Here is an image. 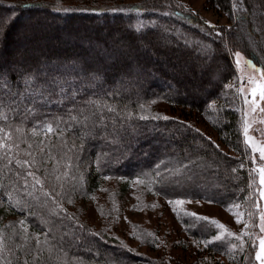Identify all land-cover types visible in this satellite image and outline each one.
<instances>
[{"label": "trees", "instance_id": "trees-1", "mask_svg": "<svg viewBox=\"0 0 264 264\" xmlns=\"http://www.w3.org/2000/svg\"><path fill=\"white\" fill-rule=\"evenodd\" d=\"M208 1L231 27L210 24L174 0H0V83L7 84L0 90L7 113L0 128L13 131L22 159L32 152L37 160L32 169L10 167L0 176V228L7 242L0 264H184V251L190 261L200 254L205 264H260V185L231 86L237 50L264 72V0H242L236 7L233 0ZM178 55L172 62L159 58ZM187 56L207 63L186 66ZM161 102L167 120L153 119L164 116L148 110ZM98 109L108 125L100 135L86 134L69 118ZM27 170L35 171L51 197L39 186L27 190L38 199L25 195L15 173ZM107 180L121 181L119 197L143 181L152 196L173 201L172 217L158 210L155 227L135 225L123 235L110 221H88L85 201ZM187 199L241 206L248 227L229 237L201 216L178 214L174 201ZM166 218L173 221L168 228ZM166 233L177 236L180 255L175 244L163 247ZM217 235L224 238L214 240Z\"/></svg>", "mask_w": 264, "mask_h": 264}, {"label": "rangeland", "instance_id": "rangeland-1", "mask_svg": "<svg viewBox=\"0 0 264 264\" xmlns=\"http://www.w3.org/2000/svg\"><path fill=\"white\" fill-rule=\"evenodd\" d=\"M19 1L24 2L33 0ZM174 1L175 3L180 2L182 4H186L192 10L198 12L199 15L210 24L220 27H231V22L228 17L214 10L208 0ZM236 52L241 53L242 59L240 60V64L237 65L236 57L233 54V59L237 70V77L231 87L238 94H236L238 102L235 103L234 107L237 108L241 112V114H243L242 131L244 143L251 150L254 173L258 175V182L260 185V198L258 202V252L259 240L261 237H264V232L261 231V227H264V220H261V217L264 216V196L261 195V193L264 192V184H261L260 182L259 171L260 168H264V159H260V153L257 151L258 148L264 147V111H262V109H264V100L260 99L259 89L257 90V95L255 96V98L252 97V95L250 94L251 88L254 87L255 84L249 83V81L254 80L256 84H264V79L260 78L261 75L264 74V72L262 65H260L253 57L247 55L242 50H237ZM159 58H166L168 59L167 61L172 62L177 61L178 58L181 59V56L178 55L172 58L168 56H161ZM246 60H251L254 67L248 66L245 63ZM184 61L186 66H188L189 64L195 65L198 63H207V61H201L200 59L193 56L185 57ZM255 68L261 69V73H257L255 71ZM242 84L243 93L240 92ZM253 99L255 101L254 103ZM246 100L248 102H246ZM253 108H255V111H253ZM148 110L158 111L160 112V116H168V114L166 113H168L169 111L167 106L162 102L149 105ZM245 128L248 129L247 133H245ZM212 135L216 136L213 132ZM143 183V181H136V183H134L132 187H130V189L126 191L125 194L120 195L121 197H119L116 196V194H119V190L122 187L121 181H105L101 189L96 194H94L89 199H86L84 204V217L88 219V221L93 222L97 225H103L104 223H108L110 221V227H112L116 235L131 233L135 225H140L143 230L149 229L151 226L155 227V223L158 222L161 217L160 215L158 216V210L160 212L166 210L167 214H169L168 210L170 209V205L169 203L163 201L161 198H156L149 192H147V190L144 189ZM107 211H109L110 213V218H108L107 216ZM176 211L178 214L182 215H190L191 213H196L198 214L197 216L208 217V220L210 222L216 221V224H218L219 226L224 225V228H220L225 232L230 231L232 233L240 234L245 230L243 209L238 205L231 207H222L207 201L187 199L183 200V203L177 204ZM156 218L157 220H155ZM237 219H240L242 222L238 224L236 222ZM148 220L151 222H149ZM161 220L164 219L161 218ZM168 221L173 222L169 218H166L164 221V227L166 228H168ZM206 224L211 225L210 223ZM174 226L177 230H180L181 236L187 242L191 241L189 237H187L183 233L182 227L177 226L175 222ZM169 230L171 231L172 229L169 228ZM160 237L163 241V247H166L165 244L167 243L170 250L171 248H174L175 244V246L177 247H175L176 249L174 250V252L176 253V255L181 254L180 252H182V248L176 245V243L174 242L177 239V236L171 237L167 234V236L165 237L164 235ZM127 242L131 246L137 247L129 239L127 240ZM177 244H179V242ZM139 251L144 252L149 256L155 255V253L150 252L151 249L149 248H141L139 249ZM187 253H185V251L182 253L183 257H180L181 263L185 261L184 264H205V262L201 259L202 257L200 254L198 255L197 260L193 259L194 261H190V257L188 256L189 253ZM258 262L261 264V261L258 260Z\"/></svg>", "mask_w": 264, "mask_h": 264}, {"label": "snow or ice", "instance_id": "snow-or-ice-1", "mask_svg": "<svg viewBox=\"0 0 264 264\" xmlns=\"http://www.w3.org/2000/svg\"><path fill=\"white\" fill-rule=\"evenodd\" d=\"M237 3H242V0H233V6L236 7ZM67 11V9H66ZM210 27H214L212 25H209ZM234 56L236 57V64H240V60L242 59L241 53L240 52H235ZM245 63L250 66L254 67L252 65L251 60H246ZM255 71L257 73H261V69L255 68ZM261 79H264V74L261 75ZM2 79V77H0ZM249 83L255 84L254 87L251 88V95L253 98L257 95V90L259 89V95L260 99L264 100V84H256L254 80L249 81ZM7 84L6 82L0 83V90L6 89ZM240 92L243 93V84L241 85ZM246 102H248L246 100ZM253 99V103H254ZM4 109V104L3 101L0 100V122L5 121L7 119V113L3 111ZM107 112H114L115 109L108 107L106 108ZM253 111H255V108H253ZM264 111V109H262ZM69 118L71 121L75 122L76 124L80 125L81 130L85 131L86 134H91L93 131L95 132L96 135H100L103 132H106L108 129V125L105 123V114L104 112L100 111L99 109L96 112L91 113V115H88L86 113H81L79 116L72 115L69 113ZM141 119H148L147 116H142L140 117ZM153 119H169L167 116L164 117H158L154 116L152 117ZM15 131H18L15 130ZM48 133H51L53 131V128L51 125H48V127L45 130ZM61 134H63L64 129H57ZM248 129L245 128V133H247ZM41 144H43V141H40ZM33 146L31 144L28 145V148L31 149ZM47 147V146H45ZM65 147H68V145H65ZM45 149L41 148V152H44ZM257 151L260 153V159H264V147H260L257 149ZM11 153V155H9ZM24 156L28 157L27 159H22L21 154L19 153V145L15 142L13 131H8L5 130L4 128H0V176H2L5 171L10 168L14 167L16 169H32L35 164L37 163L36 157L32 152H25L23 154ZM70 159V158H69ZM43 161H41L42 163ZM65 167L70 168V164H66ZM235 171V169H233ZM260 182L261 184H264V168H260ZM18 179L23 180V189L25 191V195L31 196L33 199H38V196L34 195L31 191H27L29 188H36L39 186L40 193L45 196V197H51V193L49 192H44V182L36 176L35 171L32 170H27L24 172L17 171L15 173ZM63 176L67 177L68 172L65 171ZM31 178L32 184L30 185L28 182V178ZM60 176H56L57 180H60ZM105 179H109V177H105ZM3 184V181H0V185ZM262 196H264V192L261 193ZM169 203H173V201H169ZM174 203L180 204L183 203L182 200H176ZM190 215L192 216H197L198 214L196 213H191ZM200 220H208V217H198ZM261 220H264V216L261 217ZM238 224L241 223L242 221L240 219H237L236 221ZM21 224L24 223V221L20 222ZM213 224L217 223L216 221H212ZM14 227V226H13ZM221 228H224V225H220ZM245 227H248L245 225ZM27 231V229H25ZM261 231L264 232V227H261ZM17 236H19V233H16ZM151 235V234H149ZM229 237L234 236L233 233L230 231L227 233ZM243 235H247V233H243ZM223 236L217 235L214 237V240H221L223 239ZM47 238H45L46 240ZM236 240H241L242 235H235ZM213 240L206 241L205 243H213ZM37 244H40L39 239H37ZM233 248H236L237 245L235 243L232 244ZM7 248V242H6V237L4 234V229L0 228V261L4 260V251ZM256 259L261 261V264H264V237H261L259 240V251L256 253ZM10 264V262H8ZM27 264V261L25 262Z\"/></svg>", "mask_w": 264, "mask_h": 264}]
</instances>
